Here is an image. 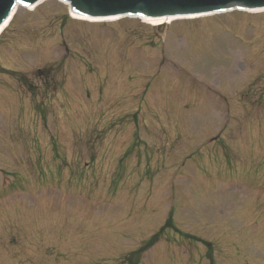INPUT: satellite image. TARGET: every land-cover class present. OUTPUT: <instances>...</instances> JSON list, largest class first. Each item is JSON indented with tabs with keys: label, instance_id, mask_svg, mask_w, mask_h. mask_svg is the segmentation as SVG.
Here are the masks:
<instances>
[{
	"label": "rangeland",
	"instance_id": "obj_1",
	"mask_svg": "<svg viewBox=\"0 0 264 264\" xmlns=\"http://www.w3.org/2000/svg\"><path fill=\"white\" fill-rule=\"evenodd\" d=\"M69 12L0 36V264H264V11Z\"/></svg>",
	"mask_w": 264,
	"mask_h": 264
},
{
	"label": "water",
	"instance_id": "obj_2",
	"mask_svg": "<svg viewBox=\"0 0 264 264\" xmlns=\"http://www.w3.org/2000/svg\"><path fill=\"white\" fill-rule=\"evenodd\" d=\"M40 0H0V26L17 5L30 6ZM72 12L94 18L138 15L147 18L187 17L229 10L264 8V0H61Z\"/></svg>",
	"mask_w": 264,
	"mask_h": 264
},
{
	"label": "bare ground",
	"instance_id": "obj_3",
	"mask_svg": "<svg viewBox=\"0 0 264 264\" xmlns=\"http://www.w3.org/2000/svg\"><path fill=\"white\" fill-rule=\"evenodd\" d=\"M17 13V7L14 9V11L12 12L11 14V20L7 21L6 23H4L1 27H0V36L2 35V33L8 28V26L10 25V23L12 22L15 14ZM75 18H80L78 16H73ZM80 19H84V18H80ZM109 20H112V19H109ZM149 21H151L152 23H154L155 25H161V26H165L169 23H171L174 19L171 18V17H168V18H151V19H148ZM91 21H98V20H91Z\"/></svg>",
	"mask_w": 264,
	"mask_h": 264
},
{
	"label": "trees",
	"instance_id": "obj_4",
	"mask_svg": "<svg viewBox=\"0 0 264 264\" xmlns=\"http://www.w3.org/2000/svg\"><path fill=\"white\" fill-rule=\"evenodd\" d=\"M168 226H169V224H166V227H164V229L160 230V232H159L158 234H156V235L152 238V240L149 241V246L154 244L153 241H154L156 238H158L159 234H160L161 232H163V230H165V228H167ZM192 240L200 241L198 238H193ZM205 244H206V247H207V249H208V251H209L208 257H210V252L212 251V247H211L210 244H207V243H205ZM140 254H141V251H140V253L135 251V252L132 254V256L134 255V257H132V258L129 257L128 259H126L127 262H128V264H133L132 259L135 258V257L137 258V256L140 257ZM209 259H210L211 262H212L211 257H210Z\"/></svg>",
	"mask_w": 264,
	"mask_h": 264
}]
</instances>
